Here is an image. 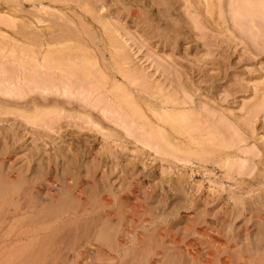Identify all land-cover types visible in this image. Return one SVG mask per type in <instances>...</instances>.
I'll list each match as a JSON object with an SVG mask.
<instances>
[{"label":"rangeland","instance_id":"1","mask_svg":"<svg viewBox=\"0 0 264 264\" xmlns=\"http://www.w3.org/2000/svg\"><path fill=\"white\" fill-rule=\"evenodd\" d=\"M0 210V264H263L264 0H0Z\"/></svg>","mask_w":264,"mask_h":264},{"label":"bare ground","instance_id":"2","mask_svg":"<svg viewBox=\"0 0 264 264\" xmlns=\"http://www.w3.org/2000/svg\"><path fill=\"white\" fill-rule=\"evenodd\" d=\"M29 88V87H28ZM34 89V88H33ZM11 91H12V89H11ZM29 91H30V89H29ZM32 91H34V90H32ZM5 92V91H4ZM6 93V92H5ZM9 93H10V91H9ZM14 93H15V91H14ZM12 94V93H11ZM26 94V93H25ZM179 117V116H178ZM176 118V117H175ZM182 119V121H184L183 120V118H181ZM187 119H189V118H187ZM175 120V119H174ZM177 120V119H176ZM181 121V120H180ZM178 123V122H177ZM176 124V123H175ZM12 181V180H11ZM14 186H15V184H14ZM19 187V186H18ZM19 188H21V187H19ZM19 188H18V190H19ZM31 188V187H30ZM14 189V188H13ZM26 189H27V187H26ZM16 192V191H15ZM26 192H27V190H26ZM22 193H23V191H22ZM26 194V193H25ZM30 194V193H29ZM12 195V194H11ZM16 195V194H15ZM16 197V196H15ZM14 199H16V198H14ZM10 200V199H9ZM6 201H7V199H6ZM2 202V201H1ZM13 202H14V200H13ZM25 202V201H24ZM23 202V203H24ZM10 203V202H9ZM2 205H4V203L2 204ZM6 207V206H5ZM7 208V207H6ZM31 208H36L35 206H31ZM47 208V207H46ZM12 211V210H11ZM0 212H1V210H0ZM119 212V211H118ZM38 214V213H37ZM1 215V214H0ZM95 216V215H94ZM1 217V216H0ZM52 218L54 217V216H51ZM4 218V217H3ZM6 218V217H5ZM41 218V217H40ZM39 219V218H38ZM47 219V218H46ZM45 219V220H46ZM34 220V219H33ZM44 220V221H45ZM26 221H29V220H26ZM26 221H25V224H28V223H26ZM39 221V220H38ZM30 222V221H29ZM32 222V221H31ZM24 223V222H23ZM22 223V224H23ZM30 224V223H29ZM89 224V223H88ZM21 225V224H20ZM73 225V224H72ZM18 226V224L16 223H12L11 224V226L9 227V229H13V228H16ZM64 228V227H63ZM74 229V228H73ZM32 230V229H31ZM39 231V230H38ZM26 232V231H25ZM29 232V231H28ZM103 233V232H102ZM114 233V232H113ZM50 235V234H49ZM52 235V234H51ZM90 235V234H89ZM56 236V235H55ZM106 237V236H105ZM104 237V238H105ZM109 238V237H108ZM84 242V241H83ZM48 243V242H47ZM58 243V242H57ZM73 243V242H72ZM82 243V242H81ZM175 243V242H174ZM178 244V243H177ZM19 245V244H18ZM66 245V244H65ZM70 245H71V243H70ZM143 246V245H142ZM176 246V245H175ZM38 247H39V245H38ZM170 248V247H169ZM13 249V248H12ZM31 250V249H30ZM142 250V249H141ZM43 251V250H42ZM165 251V250H164ZM167 251V250H166ZM174 251V250H173ZM173 251H172V254H174L173 253ZM35 252V251H34ZM44 252V251H43ZM171 252V251H170ZM176 252V251H175ZM143 253H145V252H143ZM253 258L255 259V260H259V261H262L263 262V264H264V244H260V245H257L256 246V248L253 250ZM40 254V253H39ZM169 254V253H168ZM177 254H179V253H177ZM181 254V253H180ZM186 254V253H185ZM27 255V254H26ZM143 255V254H142ZM48 256V255H47ZM169 256V255H168ZM187 256V255H186ZM234 256V255H233ZM23 257H24V255H23ZM40 257V256H39ZM57 257V256H56ZM171 257V256H170ZM41 258H43L42 256H41ZM131 258H132V256H131ZM161 258V257H160ZM242 258L244 259V261L242 262V264H245V262L246 263H250V259H249V257H248V255H243L242 256ZM10 259V258H9ZM49 259V258H48ZM130 259V258H129ZM129 259H128V261H129ZM150 259V258H149ZM170 259V258H169ZM181 259V258H180ZM41 260V259H40ZM51 260V259H50ZM49 260V261H50ZM61 260V259H60ZM59 260V261H60ZM139 260H140V257H138V256H136L135 255V257L133 258V263L132 264H137L138 262H139ZM167 260V259H166ZM187 260V259H186ZM46 261H47V259H46ZM48 261V262H49ZM22 262V261H21ZM21 262L19 263V264H21ZM26 262H28V261H26ZM37 262H38V260H37ZM164 262V261H163ZM175 262V261H174ZM32 263V262H31ZM170 263H172V262H170ZM178 263V262H177ZM18 264V263H17ZM37 264V263H36ZM59 264V263H58Z\"/></svg>","mask_w":264,"mask_h":264}]
</instances>
